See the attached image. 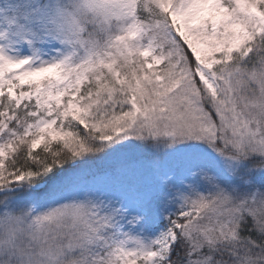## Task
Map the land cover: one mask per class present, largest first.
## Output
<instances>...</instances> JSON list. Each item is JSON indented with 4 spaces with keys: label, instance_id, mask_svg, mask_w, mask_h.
Wrapping results in <instances>:
<instances>
[{
    "label": "snow or ice",
    "instance_id": "snow-or-ice-1",
    "mask_svg": "<svg viewBox=\"0 0 264 264\" xmlns=\"http://www.w3.org/2000/svg\"><path fill=\"white\" fill-rule=\"evenodd\" d=\"M0 264H264V0H0Z\"/></svg>",
    "mask_w": 264,
    "mask_h": 264
}]
</instances>
